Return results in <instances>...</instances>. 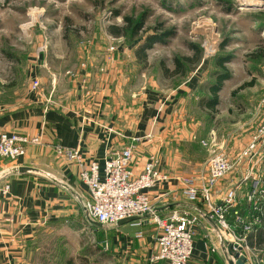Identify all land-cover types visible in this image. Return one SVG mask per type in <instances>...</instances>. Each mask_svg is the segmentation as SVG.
<instances>
[{
    "label": "crops",
    "instance_id": "0c3cea01",
    "mask_svg": "<svg viewBox=\"0 0 264 264\" xmlns=\"http://www.w3.org/2000/svg\"><path fill=\"white\" fill-rule=\"evenodd\" d=\"M116 48L111 55L106 49L99 64L86 55L81 65L64 68V73L49 60H41L27 73L16 99L0 101V133L39 134L43 141L30 147L24 156L5 159L0 165V264H29L40 239L56 227H75L72 223L77 227L87 223L94 226L84 214L82 199H89L90 194L79 172L83 164L97 160L103 176L105 160L132 137H140L134 150V171L139 173L145 162L155 159L167 175L147 190L152 198L171 192L169 202L157 206L170 205L158 210L164 214L172 207L190 205L179 195L176 177L199 171L207 160V149L202 145L200 151L206 156L199 157L194 140L208 139L215 133L219 141H227L235 157L257 129L258 114L230 131L209 121L201 126L198 117L186 110L187 100L198 89V79L171 88H152L151 81L143 78L135 89L131 86L133 64L128 57L131 50ZM34 79L40 82L38 90L31 89ZM229 81L220 92V103ZM196 106L199 110L198 101ZM57 146L78 150L83 161L69 160L57 152ZM245 166L237 167L236 178H241ZM21 167L29 169L21 171ZM6 184L9 191L4 194ZM224 186L225 181L219 190L223 191ZM212 225L202 219L196 226L189 264H229L221 241L211 232ZM109 230L113 251L131 253L129 257L139 264H168L149 260L155 246V225L134 221ZM213 245L217 250L212 249Z\"/></svg>",
    "mask_w": 264,
    "mask_h": 264
},
{
    "label": "rangeland",
    "instance_id": "374dc122",
    "mask_svg": "<svg viewBox=\"0 0 264 264\" xmlns=\"http://www.w3.org/2000/svg\"><path fill=\"white\" fill-rule=\"evenodd\" d=\"M143 15L144 27L134 42L110 30L112 25L127 26L126 16ZM169 29L175 34L165 43H154L145 55L136 53L145 36ZM191 44L202 50L199 61V51ZM112 45L130 48L135 89L143 78L151 81L152 88L198 79L186 110L198 117L201 126L209 121L230 131L257 114V125L263 120L259 104L264 97V0H0V101L16 99L35 63L49 60L64 73V68L81 65L86 55L98 64L103 62L104 51ZM222 54L231 55L226 67L233 77L226 83L217 111L209 115L207 109L197 110L196 102L207 92L204 87L214 79L216 60ZM177 57L184 62V70L173 73ZM250 81L253 85L232 95V90ZM194 141L199 157L204 158L201 140ZM72 225L76 228L56 227L42 237L28 263L139 264L129 257L131 253L108 247V230L99 232L88 223Z\"/></svg>",
    "mask_w": 264,
    "mask_h": 264
},
{
    "label": "built area",
    "instance_id": "2783aa9c",
    "mask_svg": "<svg viewBox=\"0 0 264 264\" xmlns=\"http://www.w3.org/2000/svg\"><path fill=\"white\" fill-rule=\"evenodd\" d=\"M107 50L111 55L117 48L112 45ZM101 70L105 71V68ZM39 86V80L34 79L31 89L38 90ZM259 108L264 117V97ZM139 141L140 137H132L128 144L108 157L104 162L103 176L97 160L82 165L79 176L90 194L89 199H82V205L89 222L93 220L110 226L126 217L148 214L136 222L156 226L150 262L189 264L194 251L196 226L205 219L213 222L211 232L224 242L223 246L234 264L240 259V254L245 256L244 264H264V241L261 244L257 242L258 233L264 229V118L248 144L235 157L231 156L227 141H219L215 133L201 140L207 149L204 166L197 172L176 177L180 184L179 195L190 205L172 207L164 214L156 208L169 202L171 192L152 198L147 190L158 181L167 179V175L159 169L155 159L145 162L139 173L134 171L132 162ZM42 144L39 134L30 136L3 131L0 133V165L5 159H17L24 156L30 147ZM56 150L69 160L83 161L78 150L61 146ZM244 164L243 175L236 178L237 167ZM223 181L226 186L220 191ZM8 191L9 185L6 184L3 193ZM105 243L108 245L107 241ZM212 249L217 250V247L213 245Z\"/></svg>",
    "mask_w": 264,
    "mask_h": 264
},
{
    "label": "trees",
    "instance_id": "16d2710c",
    "mask_svg": "<svg viewBox=\"0 0 264 264\" xmlns=\"http://www.w3.org/2000/svg\"><path fill=\"white\" fill-rule=\"evenodd\" d=\"M145 15V14H144ZM144 15L141 16V18L135 19L130 16L125 17V21L127 23V26L124 27H118V26H110V30L116 34V36L120 35H126L130 40L134 42V39H136L140 33V31L144 27ZM175 34L173 29L160 31V33H153L148 36H145V38L140 42L139 46L137 47L136 53L141 55H145L147 49L151 48L154 43L161 42L165 43L166 39L172 37ZM131 44V43H129ZM226 45V41H224L221 46L222 48ZM191 46L199 51V59L201 58V48L197 44H191ZM184 59L188 62L194 61L192 58L184 57ZM231 55H224L218 57L216 60L217 67L214 72V79L209 82L204 89L207 91L203 96H200V99L198 100V105L202 109H207L210 112L208 113L211 115L212 113L216 112L218 109V106L220 104V92L224 87V84L226 81L230 80L232 78L231 71L226 67V63L230 61ZM176 68L173 71V73L182 72L184 70V62L180 58H175ZM168 72V71H166ZM253 85V82H245L241 86H239L237 89H234L232 91V95H236L237 92L247 86ZM213 115V114H212ZM96 228L95 226H93ZM97 229V228H96ZM99 232H103L101 229H97ZM106 231V230H105ZM110 232V230H108ZM108 242V247H112L111 242L108 240H105ZM264 241V229H261V231L257 235V242L261 244V242Z\"/></svg>",
    "mask_w": 264,
    "mask_h": 264
},
{
    "label": "water",
    "instance_id": "95a60500",
    "mask_svg": "<svg viewBox=\"0 0 264 264\" xmlns=\"http://www.w3.org/2000/svg\"><path fill=\"white\" fill-rule=\"evenodd\" d=\"M26 169H29V167H21L20 170H26ZM167 206H170V205H165V206H162L161 208H166ZM160 207L156 208L157 210H160L161 209ZM148 214H143V215H134V216H130V217H126L124 219H121L119 220L117 223L113 224V225H110V226H104L103 224L99 223V222H96V221H93L91 220L90 223L93 224L96 228H115L117 226H122L124 224H128V223H131V222H134V221H137V220H141L142 218H145L147 217ZM222 243V246L224 244L223 241H221ZM225 252H226V255L229 256L228 252L226 251L225 247L223 246ZM239 249H241V247H239ZM244 259H245V256L240 254V259L237 261L236 264H244ZM229 263L230 264H234V262L232 261L231 258H229Z\"/></svg>",
    "mask_w": 264,
    "mask_h": 264
},
{
    "label": "flooded vegetation",
    "instance_id": "af4514ba",
    "mask_svg": "<svg viewBox=\"0 0 264 264\" xmlns=\"http://www.w3.org/2000/svg\"><path fill=\"white\" fill-rule=\"evenodd\" d=\"M99 229V228H98Z\"/></svg>",
    "mask_w": 264,
    "mask_h": 264
}]
</instances>
